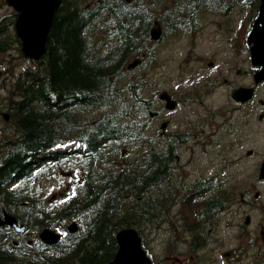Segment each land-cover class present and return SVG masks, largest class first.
<instances>
[{"label":"trees","instance_id":"16d2710c","mask_svg":"<svg viewBox=\"0 0 264 264\" xmlns=\"http://www.w3.org/2000/svg\"><path fill=\"white\" fill-rule=\"evenodd\" d=\"M158 2L61 0L44 53L19 81L21 100L15 103L13 125L20 138L7 139L10 148L0 158V209L16 211L22 202L29 203L30 208L23 205L29 212L20 217H36L38 228L73 217L87 220L81 233H68L58 245L37 240L32 253L25 240L18 244L1 228L0 264H102L115 255L118 230L135 227L146 243L148 230L171 222L181 189L173 172L175 154L161 150L157 135L147 133L150 100L142 82L125 81L127 61L151 40L150 28L158 17L152 7ZM230 4L178 0L176 20L195 22L201 13L228 11ZM65 139L85 141L89 156L77 165L81 179L75 195L58 212L44 206L37 193L34 198L28 178L20 186L27 193L7 188L8 178L29 176L33 159ZM144 145L148 149L123 157L125 150ZM55 154V159L64 155ZM211 181L187 187L195 195L187 196L189 202L179 197L197 208L196 225L187 229L193 236L220 210L222 199L207 196L215 186Z\"/></svg>","mask_w":264,"mask_h":264},{"label":"flooded vegetation","instance_id":"af4514ba","mask_svg":"<svg viewBox=\"0 0 264 264\" xmlns=\"http://www.w3.org/2000/svg\"><path fill=\"white\" fill-rule=\"evenodd\" d=\"M12 23H0L1 30ZM248 59L241 57L239 61L246 63ZM221 68L210 73L209 82L215 89H206L221 99L207 98L201 102L198 111L188 112L181 107L183 101L176 98V93L172 94L178 100L175 111L181 109L182 115L176 120L173 132H170L169 123L164 124L160 139H163L165 152L226 155V161L223 158L219 162L223 169L211 179L216 177L226 186L240 179L233 184L235 189L231 196L230 190H225L227 193L216 212L214 226L221 228L217 232L222 233L223 257L217 261L211 258L206 264H264V177L261 176L264 162V98L261 90L264 91V81L253 78L257 67L250 69L247 65L230 64L224 76L223 71L216 76ZM248 73L249 83L246 82ZM219 76H223L220 83L215 81H219ZM242 87L251 88L253 97L236 101L234 91ZM3 105L0 104V118L5 119L4 114L9 109ZM194 112L196 119L188 121L186 117ZM230 167L236 168L231 176L228 173Z\"/></svg>","mask_w":264,"mask_h":264},{"label":"rangeland","instance_id":"374dc122","mask_svg":"<svg viewBox=\"0 0 264 264\" xmlns=\"http://www.w3.org/2000/svg\"><path fill=\"white\" fill-rule=\"evenodd\" d=\"M238 1V7L236 8L235 6L237 5H234L233 11L227 16L214 14L206 15L201 13V22H205V24L204 27L200 28L198 36H191L189 40L187 39L180 42H178L179 39H177V43L174 44L171 39H169L168 42L164 40L163 43H149L148 48L153 49L154 59L144 67L146 70L143 72L146 82V91L149 93L157 91L159 83L165 87L173 88L178 83L181 84L185 82L184 80L189 76L186 74V70H200L208 73L210 71L208 66L210 60H214L215 65L221 67V60L224 56L222 67L233 64L234 58L237 55L235 45H239V42H234L238 34L237 30L238 28L242 29L241 24L246 25L247 22L252 21L253 15L255 16L254 6L252 12V8H245L247 4H244L242 0ZM0 2H2V4L4 3L3 0H0ZM1 14L2 11H0V15ZM221 23L224 24V30L220 25ZM226 26L229 28H226ZM190 44H193V47H191ZM232 56H234V58H232ZM247 56L248 53L243 51L242 57L245 58ZM134 60L135 59H132L131 62ZM29 64L30 61L28 59H24L17 55L13 56L12 53L6 54L0 59V95L4 97L8 96V87H6L5 82L9 79L4 80L3 76L10 78L11 73H4L5 70L9 69L12 70V72H18L21 68ZM242 65L249 66L243 61ZM138 74H140L139 71H134L133 75L137 76ZM219 74L220 73H217L216 76ZM222 78V76H219V81L222 80ZM246 82H250L249 73L246 75ZM11 88L12 87L9 89ZM261 91V95L264 97L263 89ZM175 115H177L175 117L176 121L179 117V113L174 114V116ZM201 157L200 153L194 155V159H191L189 154H183L182 160L179 162L180 167L183 166L184 168L186 167V169L203 168L204 170L207 168L205 171H208L211 160L210 158L200 160ZM47 182L49 183L48 187H52L50 189L52 191L51 193L57 192L59 188H68L72 185L70 179L66 178H53L49 179ZM54 198H57V196H54ZM182 206L184 205L180 202L173 207L170 214L171 222L166 221L163 226L156 227L154 230L148 232L147 243L149 251L160 260L161 264L163 260L168 264L169 260H166L168 256L172 258L173 263L171 264H181L180 261H186L185 258L189 259V257L191 258L192 256V253H189L190 251L188 250L190 247L189 242L192 238L188 232V234L186 233V229H188L187 221L191 220L192 216H184ZM178 232H181L182 235H178ZM27 235L30 236L29 233H27ZM181 252H188L189 257L179 256ZM246 260L247 258H245V262ZM177 261H179V263H177Z\"/></svg>","mask_w":264,"mask_h":264},{"label":"water","instance_id":"95a60500","mask_svg":"<svg viewBox=\"0 0 264 264\" xmlns=\"http://www.w3.org/2000/svg\"><path fill=\"white\" fill-rule=\"evenodd\" d=\"M9 2L17 10V28L23 39L24 51L38 58L45 50L59 0H9ZM154 36L158 37V33ZM249 41L253 43L251 47L253 62L260 64V69L255 72L256 78H264V0ZM117 239L119 249L116 257L106 264H151L141 246V238L134 229L121 230Z\"/></svg>","mask_w":264,"mask_h":264},{"label":"bare ground","instance_id":"6f19581e","mask_svg":"<svg viewBox=\"0 0 264 264\" xmlns=\"http://www.w3.org/2000/svg\"><path fill=\"white\" fill-rule=\"evenodd\" d=\"M32 78H33V76H32Z\"/></svg>","mask_w":264,"mask_h":264}]
</instances>
